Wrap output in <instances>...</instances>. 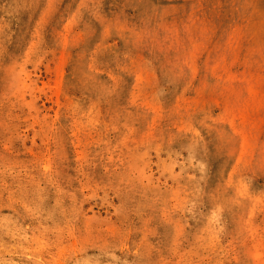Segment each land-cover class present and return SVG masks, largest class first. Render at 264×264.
Instances as JSON below:
<instances>
[{
	"label": "rangeland",
	"instance_id": "1",
	"mask_svg": "<svg viewBox=\"0 0 264 264\" xmlns=\"http://www.w3.org/2000/svg\"><path fill=\"white\" fill-rule=\"evenodd\" d=\"M0 264H264V0H0Z\"/></svg>",
	"mask_w": 264,
	"mask_h": 264
},
{
	"label": "bare ground",
	"instance_id": "2",
	"mask_svg": "<svg viewBox=\"0 0 264 264\" xmlns=\"http://www.w3.org/2000/svg\"><path fill=\"white\" fill-rule=\"evenodd\" d=\"M104 252V251H103ZM116 254H117V252H116Z\"/></svg>",
	"mask_w": 264,
	"mask_h": 264
}]
</instances>
